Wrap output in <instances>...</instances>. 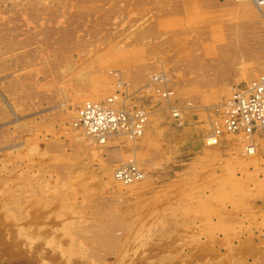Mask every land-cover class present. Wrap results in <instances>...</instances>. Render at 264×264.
<instances>
[{
  "label": "rangeland",
  "instance_id": "1",
  "mask_svg": "<svg viewBox=\"0 0 264 264\" xmlns=\"http://www.w3.org/2000/svg\"><path fill=\"white\" fill-rule=\"evenodd\" d=\"M261 8L0 0V264H264V132L252 155L206 140L264 75ZM114 95L148 111L144 135L74 127ZM131 161L144 177L125 184Z\"/></svg>",
  "mask_w": 264,
  "mask_h": 264
},
{
  "label": "built area",
  "instance_id": "2",
  "mask_svg": "<svg viewBox=\"0 0 264 264\" xmlns=\"http://www.w3.org/2000/svg\"><path fill=\"white\" fill-rule=\"evenodd\" d=\"M239 2L249 0H237ZM264 6V0H254ZM166 97L169 93L165 94ZM118 95L101 102L87 101L77 112L74 127L88 138L105 144L113 137L122 135L136 139L144 135L149 113L145 109L117 107ZM178 116V113H174ZM208 140L211 146L220 144L224 135L245 139V154L256 152L255 137L264 132V75L246 87L237 88L220 107L219 119L215 121ZM118 180L130 184L142 180L144 174L134 161L124 165L116 172Z\"/></svg>",
  "mask_w": 264,
  "mask_h": 264
},
{
  "label": "bare ground",
  "instance_id": "3",
  "mask_svg": "<svg viewBox=\"0 0 264 264\" xmlns=\"http://www.w3.org/2000/svg\"><path fill=\"white\" fill-rule=\"evenodd\" d=\"M249 1L252 2V3H254V5H255L258 9H260V11H262L261 6H260L259 4H257L254 0H249ZM262 13H263V11H262ZM206 140H207V144L210 145L209 140H208V139H206ZM106 143H107V142H106Z\"/></svg>",
  "mask_w": 264,
  "mask_h": 264
}]
</instances>
